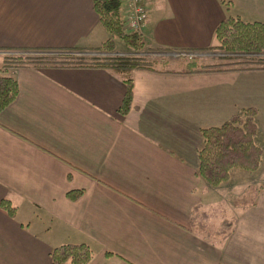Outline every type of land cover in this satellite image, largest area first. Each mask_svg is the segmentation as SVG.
I'll return each mask as SVG.
<instances>
[{
  "label": "crops",
  "instance_id": "0c3cea01",
  "mask_svg": "<svg viewBox=\"0 0 264 264\" xmlns=\"http://www.w3.org/2000/svg\"><path fill=\"white\" fill-rule=\"evenodd\" d=\"M224 1L139 0L145 48L197 55L217 46L227 18L264 24V0ZM106 38L92 0H0V50L100 56ZM7 74L18 92L0 113V264H51L68 244L92 250L87 264H264V190L198 173L203 130L247 109L264 117V70Z\"/></svg>",
  "mask_w": 264,
  "mask_h": 264
},
{
  "label": "trees",
  "instance_id": "16d2710c",
  "mask_svg": "<svg viewBox=\"0 0 264 264\" xmlns=\"http://www.w3.org/2000/svg\"><path fill=\"white\" fill-rule=\"evenodd\" d=\"M92 1L100 25L107 34L106 40L96 49L97 53L105 54L104 56L85 57L63 54V56L41 55L23 57L19 55L7 58L3 68H98L119 76L133 70L157 71L153 66L154 62H148L144 58L136 56L144 49V42L140 32L125 31L121 4L117 0ZM220 2L225 5L224 0H220ZM214 36L217 46L211 49H218L227 54L258 55L264 52V24H247L237 19L227 18L216 28ZM118 44L131 51L133 55L117 53L115 47ZM16 51L56 52L47 50ZM246 59L243 62L211 65L200 63L196 59H190L182 63L179 70L183 74L264 70V58ZM166 64V62H163V67ZM124 82L126 90L120 107V112L123 114L133 107L132 81L126 79ZM17 92L18 88L15 79L3 69L0 70V113L15 101ZM256 113L255 109H247L241 111L239 115H236L222 126L202 131V145L198 150V173L207 184L213 185L216 178H226L229 176V170L234 166L246 170L257 168L260 163L261 150L254 141L257 129L255 122ZM236 154H240L246 159L244 161L245 164L238 163L239 157L234 161ZM250 189L254 191L251 186ZM251 197H245L243 201H250V205H253L255 200ZM2 207L9 214H12L13 208L7 203L3 204ZM50 257L51 264H87L92 259L93 252L84 244H68L53 249Z\"/></svg>",
  "mask_w": 264,
  "mask_h": 264
},
{
  "label": "rangeland",
  "instance_id": "374dc122",
  "mask_svg": "<svg viewBox=\"0 0 264 264\" xmlns=\"http://www.w3.org/2000/svg\"><path fill=\"white\" fill-rule=\"evenodd\" d=\"M115 51L117 53H126L128 55H133V53L131 51H128L126 48H124L121 44H118L115 47ZM63 54H70L71 56H85V57H90L92 55H94L93 53H88L87 55H84L83 53H80L79 51H75V52H35V51H5V50H0V70H4L8 73V71H11L13 69H17V68H3L5 67V60L7 58H12V57H16V56H23V57H29V56H41V55H51V56H63ZM124 54V55H126ZM183 54V53H181ZM181 54H177L175 57L169 56V55H165V54H158L155 53L153 51H151L148 48L144 49L136 54V56H139L141 58H144L146 61L148 62H154L153 66L155 69L157 70H163V69H177V68H181V64L185 63L186 61H189L190 59H196L197 61H199L200 63L206 64V65H211V64H219V63H237V62H243L245 61V58H247L246 60H248V58H264V52L258 54V55H252V54H227L224 53V51L218 50V49H211L207 52L204 53H200L197 55H193L191 56H180ZM105 54H100V56H104ZM186 55V54H184ZM178 56V57H177ZM93 57V56H92ZM177 57V58H176ZM176 58V59H175ZM226 58V59H225ZM179 59V60H178ZM167 63L165 67H163L162 63ZM131 71H127L124 73V75H129L128 73ZM260 114V113H259ZM255 119L256 116H255ZM264 122V117L262 115V117L260 116V118L258 119V121L256 120V124H258V126H260L262 128V124ZM240 155V154H239ZM235 155L234 161L236 159L238 163H243L245 164V158H243L241 155ZM232 167V166H231ZM229 176H232L235 180H234V185L235 187L239 186L238 182L240 180H243L242 182L244 184L242 185H250L252 188H255L254 191H256V189H260V190H264V162H261L260 165L254 169H241V168H236L235 166L233 168H231L229 170ZM233 182V181H231ZM252 192V190H249L247 194L251 195L250 193ZM232 196H234V199H236L238 196V194L234 193V195H230L228 196V198L230 199Z\"/></svg>",
  "mask_w": 264,
  "mask_h": 264
},
{
  "label": "built area",
  "instance_id": "2783aa9c",
  "mask_svg": "<svg viewBox=\"0 0 264 264\" xmlns=\"http://www.w3.org/2000/svg\"><path fill=\"white\" fill-rule=\"evenodd\" d=\"M124 10V29L127 32H140L147 14L139 0H117ZM180 56H193L181 54Z\"/></svg>",
  "mask_w": 264,
  "mask_h": 264
}]
</instances>
